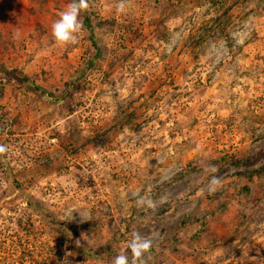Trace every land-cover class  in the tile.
Segmentation results:
<instances>
[{
	"label": "rangeland",
	"instance_id": "rangeland-1",
	"mask_svg": "<svg viewBox=\"0 0 264 264\" xmlns=\"http://www.w3.org/2000/svg\"><path fill=\"white\" fill-rule=\"evenodd\" d=\"M70 3L0 9V264H113L88 253L134 232L152 264H264V0H89L64 46Z\"/></svg>",
	"mask_w": 264,
	"mask_h": 264
},
{
	"label": "clouds",
	"instance_id": "clouds-1",
	"mask_svg": "<svg viewBox=\"0 0 264 264\" xmlns=\"http://www.w3.org/2000/svg\"><path fill=\"white\" fill-rule=\"evenodd\" d=\"M127 0H118L116 11L124 13ZM89 8V0H71L66 10L60 13L59 19L52 24V35L60 45H75L78 41V35L83 27L81 14ZM8 152L5 145L0 144V156ZM220 184L219 178L213 176L209 182V192H215ZM164 202V198H161ZM138 206L156 209L157 204L151 198L140 197L137 201ZM78 243V242H77ZM153 241L150 238L142 236L139 232H134L128 243V251L131 253V261L125 253L115 256L113 264H147L146 256L150 257Z\"/></svg>",
	"mask_w": 264,
	"mask_h": 264
},
{
	"label": "trees",
	"instance_id": "trees-1",
	"mask_svg": "<svg viewBox=\"0 0 264 264\" xmlns=\"http://www.w3.org/2000/svg\"><path fill=\"white\" fill-rule=\"evenodd\" d=\"M9 73H11V75H13L14 76V78L15 79H17L18 81H21V82H26V81H29L30 80V78L27 76V75H25V74H22L18 69H12V70H9ZM33 83V82H32ZM34 88L36 89H38V86H36V85H34ZM226 159V158H225ZM204 162L203 163H205L206 165L208 164H214L215 162H216V159H208V160H203ZM199 166V162H197V161H195L193 164H191V166H189V168L188 169H190V170H194V169H196L197 167ZM187 169V170H188ZM182 174V172H179V173H177L175 176H179V175H181ZM244 174V173H243ZM245 176H247V177H249V178H251V177H253V176H257V177H259V176H264V164H262L261 166H259V167H257V168H255L254 170H252V171H250V172H247V173H245L244 174ZM240 190V189H239ZM241 190H242V192L243 191H246L247 190V186H242L241 187ZM240 190V191H241ZM30 201V200H29ZM29 205H32V204H29ZM32 207H33V209L37 212V213H39V214H41V215H46L47 214V210H46V208H45V206L42 204V203H40V202H36V203H33V205H32ZM94 221V220H93ZM208 221V216L206 215V216H202L200 219H194L192 222H190V223H195V224H197V225H199V229L197 230V232H196V234H195V236H192V240L193 239H196V238H198L199 236V233H201L200 231H202L205 227V225L208 223L207 222ZM52 222H57L58 223V225H60V226H65L66 225V223L64 222V221H57L56 219H52ZM91 222H92V220H91ZM180 230H184V229H186L187 228V225H188V223H186L185 221H183V220H181L180 222ZM174 240H176L177 242H178V244L179 245H181L180 243H182V241L179 239V238H176V236L174 237ZM77 250L79 251V242L77 243ZM178 247V246H177ZM180 247V246H179ZM128 249V248H127ZM125 250V251H123V253H125L126 255H128L129 256V260L131 261V253H130V251H128V250ZM182 249V248H181ZM104 253H108L110 256H113V255H118V254H120V252H118V253H116L115 254V252H112V248L109 246V245H105V244H103V245H101V246H98L96 249H92L89 253H88V255L90 256V257H93V258H99V257H101ZM122 253V252H121ZM146 260H147V262L149 263V264H152V262H151V259L150 258H148V256H146Z\"/></svg>",
	"mask_w": 264,
	"mask_h": 264
},
{
	"label": "crops",
	"instance_id": "crops-1",
	"mask_svg": "<svg viewBox=\"0 0 264 264\" xmlns=\"http://www.w3.org/2000/svg\"><path fill=\"white\" fill-rule=\"evenodd\" d=\"M3 1V3H0V9H3V12L5 14H1V16H13L11 12H15V0H0ZM8 30H11L12 32H15V27H12Z\"/></svg>",
	"mask_w": 264,
	"mask_h": 264
}]
</instances>
